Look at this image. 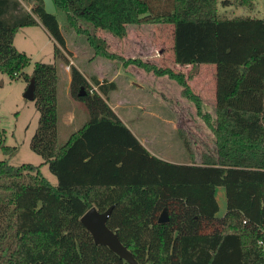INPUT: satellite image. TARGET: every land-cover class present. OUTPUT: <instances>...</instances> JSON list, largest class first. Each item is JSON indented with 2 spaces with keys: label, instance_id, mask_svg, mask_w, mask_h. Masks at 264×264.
<instances>
[{
  "label": "trees",
  "instance_id": "1",
  "mask_svg": "<svg viewBox=\"0 0 264 264\" xmlns=\"http://www.w3.org/2000/svg\"><path fill=\"white\" fill-rule=\"evenodd\" d=\"M52 2L76 29V19L116 36L128 23H169L174 63L214 66L211 112L189 87L191 72L125 60L174 79L209 127L213 148L196 157L185 129L176 127L187 162L150 153L108 105L114 82L92 75L89 83L70 64V90L88 118L59 143L56 66L34 61L24 72L29 57L12 42L19 26L40 23L59 55L65 41L55 12L45 13L42 0H33L30 10L20 0H0V72L33 77L38 117L28 144L42 158L18 165L0 159V264H129L95 243L79 221L88 207L101 211L110 204L106 225L139 264H264V18L219 16L216 0ZM86 38L96 54L113 56L93 33ZM0 148L9 154L15 146L0 138ZM42 163L55 184L42 175ZM216 186L224 189L221 215ZM162 207L168 219L158 222Z\"/></svg>",
  "mask_w": 264,
  "mask_h": 264
},
{
  "label": "rangeland",
  "instance_id": "2",
  "mask_svg": "<svg viewBox=\"0 0 264 264\" xmlns=\"http://www.w3.org/2000/svg\"><path fill=\"white\" fill-rule=\"evenodd\" d=\"M227 1L230 3L224 5L216 0L215 7L219 16L248 15L264 18V0ZM20 3L25 10H30L33 0H20ZM55 15L65 41V47H60L62 51L60 49L59 55H54L55 42L39 23L19 26L12 42L17 50L23 51L29 57L28 63L22 69L24 72H31L34 61L53 63L56 66L58 142L65 141L68 134L88 118L87 108L81 99L72 94L70 82L67 89L64 88L68 74L66 71H69L70 64L82 70L88 76L89 83V74L93 72L103 79L112 77L115 87L108 90V102L115 104L116 111L124 122L150 150L170 159L188 158V153L176 135L177 126L185 129L195 152L213 148V135L209 127L195 114L192 103L179 94V84L165 74H154L140 62L125 60L135 58L155 67H169L182 73H194L193 78L187 79L190 84L188 85L201 97L203 109L211 111L214 66L202 63L190 68L175 64L171 52L169 23H128L125 25L124 34L116 36L107 30L93 28L82 19H76V29L65 20L63 13L55 12ZM90 33L103 42L104 48L110 53L113 52V56L96 54L86 38ZM114 53L118 54L119 58L114 57ZM122 66L123 71L117 69L115 76H112L115 69ZM26 83L21 75L10 77L7 73L0 72V138L4 144L15 146L9 154H5L0 148V159L5 158L13 165L23 162L39 164L42 161L41 156L31 150L28 144L37 123L38 112L33 100L22 95ZM81 87L84 90V87ZM68 113L74 115V118L67 123L65 116ZM210 117L213 118L212 115ZM39 169L42 175L55 184V176L48 170L47 163H42ZM214 196L218 215L225 208L222 186L217 187Z\"/></svg>",
  "mask_w": 264,
  "mask_h": 264
},
{
  "label": "water",
  "instance_id": "3",
  "mask_svg": "<svg viewBox=\"0 0 264 264\" xmlns=\"http://www.w3.org/2000/svg\"><path fill=\"white\" fill-rule=\"evenodd\" d=\"M42 8L45 13L51 14L55 12V7L52 0H42ZM34 81L33 77H30L26 83L24 91L22 93L23 97L33 100L34 98ZM84 93L82 87L79 86L77 95ZM112 204L108 205L103 210H97L93 205L84 210L79 216V221L85 227V229L91 235L95 243L105 244L109 249L114 251L119 257L123 258L129 264H139L133 257L130 250L123 245L117 237L115 231L106 225V219ZM168 219L167 211L165 207H162L159 211L156 220L158 222H164Z\"/></svg>",
  "mask_w": 264,
  "mask_h": 264
},
{
  "label": "crops",
  "instance_id": "4",
  "mask_svg": "<svg viewBox=\"0 0 264 264\" xmlns=\"http://www.w3.org/2000/svg\"><path fill=\"white\" fill-rule=\"evenodd\" d=\"M40 24V23H39ZM175 64H177V63H175ZM179 65V64H178ZM200 65V64H199ZM198 65V66H199ZM184 66V65H183ZM185 66H189L190 67V65L189 64H186ZM63 68V67H62ZM65 68V67H64ZM122 68V69H121ZM117 69H119V70H121V72L123 71V66L122 67H120V68H116L115 69V72L113 73V75L112 76H115V74H116V72H117ZM63 70H65V69H63ZM79 71H80V73L85 77V79L88 81V76L82 71V70H80V69H78ZM213 70H214V68H213ZM66 71V70H65ZM66 72H68V74L66 75V84H65V87L64 88H66L67 89V87H68V84H69V82H70V74H69V71H66ZM90 76H95L98 80H101V79H103L98 73H90L89 74ZM65 77V76H64ZM194 77V73L192 74V76H191V78H193ZM191 78H189V79H191ZM107 81H113L114 82V80L112 79V77H108L107 79H106ZM133 80L131 79L130 80V82H132ZM187 81V83H188V80H186ZM116 82V81H115ZM189 84V83H188ZM190 85V84H189ZM180 87V86H179ZM179 90H180V88H179ZM194 92H196L197 93V91H194ZM108 93L109 92H107V96H108ZM213 93V92H212ZM198 94V93H197ZM199 95V94H198ZM201 98V97H200ZM107 103H108V105L110 106V108L112 109V111L118 116V118L121 120V121H123L124 122V120L121 118V116H120V114L116 111V108H115V104H113V105H111L109 102H108V100H107ZM204 107V106H203ZM194 108V107H193ZM206 111H208V112H211L212 111V109H211V111L210 110H207V109H205ZM171 112H173V111H171ZM195 112V111H194ZM56 113H57V110H56ZM73 118H74V115H71L70 113H68L66 116H65V119H66V122L68 123V122H71L72 120H73ZM85 121V120H84ZM125 124H126V126L130 129V131L136 136V134H135V132L129 127V125L126 123V122H124ZM81 125V124H80ZM79 125V126H80ZM78 126V127H79ZM77 127V128H78ZM177 127H180V126H177ZM76 129V128H75ZM75 129H73L72 131H74ZM175 129H176V127H175ZM71 131V132H72ZM70 132V133H71ZM69 133V134H70ZM69 134H68V136H69ZM56 135H57V130H56ZM136 138L146 147V149L150 152V153H152V154H154V155H156L157 157H159V158H162V159H164V160H167V161H171V162H187V160H188V158H185V159H170V158H166V157H164V156H161L160 154H157L156 152H154V151H152V150H150L137 136H136ZM67 139V138H66ZM58 140V139H57ZM64 142V141H63ZM59 143H62V142H59ZM199 152H195L194 151V154H195V156L197 157V154H198ZM40 167V166H39ZM217 187L218 186H216L215 187V193L214 194H216V190H217ZM220 192V191H219ZM216 198V197H215ZM224 210H225V208H224ZM224 210L220 213V214H218V215H221L223 212H224ZM217 215V214H216Z\"/></svg>",
  "mask_w": 264,
  "mask_h": 264
},
{
  "label": "built area",
  "instance_id": "5",
  "mask_svg": "<svg viewBox=\"0 0 264 264\" xmlns=\"http://www.w3.org/2000/svg\"><path fill=\"white\" fill-rule=\"evenodd\" d=\"M66 67H67V65H66ZM258 242L261 243V240H259ZM263 248H264V246H263Z\"/></svg>",
  "mask_w": 264,
  "mask_h": 264
}]
</instances>
